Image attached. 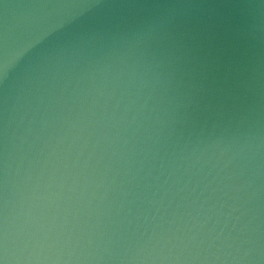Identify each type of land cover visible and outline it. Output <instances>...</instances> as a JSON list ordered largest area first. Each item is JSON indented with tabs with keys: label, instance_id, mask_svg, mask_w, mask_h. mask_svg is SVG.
<instances>
[{
	"label": "water",
	"instance_id": "1",
	"mask_svg": "<svg viewBox=\"0 0 264 264\" xmlns=\"http://www.w3.org/2000/svg\"><path fill=\"white\" fill-rule=\"evenodd\" d=\"M0 264H264V0H0Z\"/></svg>",
	"mask_w": 264,
	"mask_h": 264
}]
</instances>
